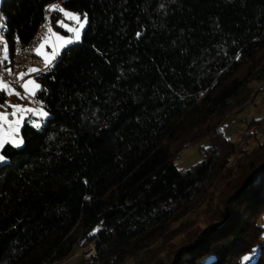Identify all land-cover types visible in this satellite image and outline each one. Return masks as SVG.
<instances>
[{
    "label": "trees",
    "instance_id": "obj_1",
    "mask_svg": "<svg viewBox=\"0 0 264 264\" xmlns=\"http://www.w3.org/2000/svg\"><path fill=\"white\" fill-rule=\"evenodd\" d=\"M58 1L88 22L36 75L49 116L1 150L0 264H57L89 245L87 264H124L202 203L204 225L151 264H264V141L248 153L222 129L252 81L264 89V0H1L9 56ZM203 139L201 161L180 168Z\"/></svg>",
    "mask_w": 264,
    "mask_h": 264
},
{
    "label": "rangeland",
    "instance_id": "obj_2",
    "mask_svg": "<svg viewBox=\"0 0 264 264\" xmlns=\"http://www.w3.org/2000/svg\"><path fill=\"white\" fill-rule=\"evenodd\" d=\"M65 11L74 14H79L81 16V20H83L82 14L68 9H65ZM60 14V18L57 21L59 27L57 28L51 25L50 28L52 30V34L49 33L48 29V31L41 37L39 43L36 46L37 49L41 43H44V48L41 51L47 56L52 57V62L48 66H52L55 63L57 59L56 57L60 55L65 48L81 42L83 31L87 25L86 23L84 25V28L81 29V38L77 41L75 40V33L69 31V28L78 27V25L75 21L65 17L63 13L60 12ZM60 21H62L64 25H67V27H62ZM60 28L63 29L64 32ZM56 36H62L65 40L71 38L73 42L61 46V41H58L56 39ZM39 55L45 61L44 55ZM28 80H34L36 84L40 85L36 75H31L26 79V81ZM8 85L11 89L15 90V93H19V95L15 93L10 94L9 89H3L6 93V101L5 103L0 102V112L8 114L9 120H17L20 119L21 116L23 117L19 125V131L18 133H16L17 139H22L21 129L26 120H29L32 125H34L33 122H37L41 126L43 124V121L49 116V113L42 106L41 101L37 97V93L40 88L35 90V95H31L30 93L26 92L22 86H15L10 84ZM261 85L262 83L258 81H252L249 84L251 92L253 93V95L255 94L256 96L252 97V101L245 109L239 111L236 114H233L222 126L224 134L227 137L232 138L240 148H242L248 153H250L255 147H257L259 143L264 141V123L257 126L251 125L252 122L256 119L264 120V89H262L260 92H258L257 90ZM12 105H21L25 108H31L37 111L23 113L17 112L16 116H12L11 113L14 111L13 107H11ZM41 109L44 112H47L48 115H41L39 111ZM4 130H8V125H4ZM208 143V139H203L200 142L193 143L187 146L181 152V155L176 161L178 166L183 169H188L199 161H201V148L202 146L208 145ZM1 150L2 149H0V154ZM236 159L237 155L231 159L230 163L234 164L236 162ZM210 191H214V188L211 187ZM214 193L215 196L213 200V209L216 208L219 202V193L217 191ZM207 199L208 197H206L205 200L207 201ZM212 211L208 209L206 203H202L201 205L197 206L192 212H190L189 214H187V216L181 219V221L175 222L172 225V228H180L181 223L185 222L184 226L182 227V230L180 229L181 232H179L173 239L164 238L158 240L157 243H155L148 249L143 250L138 256V258H127L124 264H151L156 259L166 256L168 252L172 250V247L177 248L180 243L185 240L187 235L191 233V231L195 230L198 227H202L204 225L205 220L212 215ZM259 223L264 226V215L260 218ZM94 252L95 249L91 245L85 247L76 246L72 253L66 259L57 264H87L85 260L89 259ZM253 254L255 255L256 252L252 253L251 255ZM254 255L248 258L249 263H251L252 257H254Z\"/></svg>",
    "mask_w": 264,
    "mask_h": 264
},
{
    "label": "snow or ice",
    "instance_id": "obj_3",
    "mask_svg": "<svg viewBox=\"0 0 264 264\" xmlns=\"http://www.w3.org/2000/svg\"><path fill=\"white\" fill-rule=\"evenodd\" d=\"M50 7L53 11H59V12L63 13V15L65 17H67L68 19H71V20L76 22L78 27L69 28V31L75 33V40H77V41L80 40L81 29H83L84 25L88 22L87 14H84L83 20H81V16L79 14H74V13L65 11V9H63L59 5H51ZM2 19H3L2 14H0V21H2ZM60 24L62 27H67V25H64L62 21H60ZM0 27H3L2 23H0ZM49 33L52 34L51 28H49ZM56 39L58 41H61V46H63L64 44H70L73 42V40L71 38L65 40L64 37H62V36H56ZM0 40H2V37H0ZM43 48H44V43H41L40 46L36 49V52H37V54L44 55L45 64L47 67L48 65L51 64L52 57H49L46 54H44L41 51ZM3 51L5 53V59H7L6 54L8 52V47H7L6 42L4 43ZM9 71H10V69H9ZM29 71L30 72H36V71H38V69L32 68ZM23 77H24V74L21 73L20 78L23 79ZM22 87L25 89L26 92L30 93L31 95H35V90L39 89L40 85L36 84L34 80H28L22 85ZM3 89H9L10 94L15 93L14 89H11L7 83H5L2 79H0V90H3ZM15 94L19 95V93H15ZM11 107H13V109H14V111L11 113L12 116H16L17 112L23 113V112H35V111H37L35 109L25 108L21 105H12ZM39 111H40V114L43 116L48 115V113L44 112L42 109ZM22 119H23V117L21 116L20 119L9 120L8 114L0 112V149H4L5 145H7L9 143L12 144L14 147H20L23 144V140L17 139V137H16V133H18V131H19V125H20V122ZM33 123L37 128L40 127L39 123H37V122H33ZM5 124L8 125L7 131L4 130ZM5 160H6V157L3 154H0V162H3ZM245 259H248V257H245Z\"/></svg>",
    "mask_w": 264,
    "mask_h": 264
},
{
    "label": "built area",
    "instance_id": "obj_4",
    "mask_svg": "<svg viewBox=\"0 0 264 264\" xmlns=\"http://www.w3.org/2000/svg\"><path fill=\"white\" fill-rule=\"evenodd\" d=\"M60 2H54L52 5H58ZM50 6L46 9L44 23L38 29L34 38L27 44H23L17 39L15 41L14 52L12 56H9L7 52V59H5V53L3 51L5 41L2 34V27H0V37H2V40H0V79L4 82L19 86L31 75H37L49 67H46L45 61L36 53L35 49L41 37L51 26L53 10ZM32 68L38 69V71L30 72L29 70ZM21 73L24 74L23 79L20 78Z\"/></svg>",
    "mask_w": 264,
    "mask_h": 264
},
{
    "label": "crops",
    "instance_id": "obj_5",
    "mask_svg": "<svg viewBox=\"0 0 264 264\" xmlns=\"http://www.w3.org/2000/svg\"><path fill=\"white\" fill-rule=\"evenodd\" d=\"M39 55V54H38ZM40 56V55H39ZM41 57V56H40ZM42 58V57H41ZM57 58V57H56ZM26 81V80H25ZM25 81L21 84V85H19V86H22L24 83H25Z\"/></svg>",
    "mask_w": 264,
    "mask_h": 264
}]
</instances>
